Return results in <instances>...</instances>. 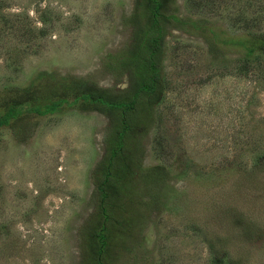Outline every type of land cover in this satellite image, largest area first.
<instances>
[{
    "label": "rangeland",
    "instance_id": "1",
    "mask_svg": "<svg viewBox=\"0 0 264 264\" xmlns=\"http://www.w3.org/2000/svg\"><path fill=\"white\" fill-rule=\"evenodd\" d=\"M132 3L0 0V103L41 74L125 88L103 63L129 43ZM176 3L179 16L206 19L222 54L208 56L194 34L165 37L164 88L139 163L165 170L166 202L146 213L134 252L115 264H214L210 246L215 264H264V61L244 60L240 46L245 30L264 31V6ZM18 117L0 125V264H79L107 119L67 104Z\"/></svg>",
    "mask_w": 264,
    "mask_h": 264
},
{
    "label": "trees",
    "instance_id": "2",
    "mask_svg": "<svg viewBox=\"0 0 264 264\" xmlns=\"http://www.w3.org/2000/svg\"><path fill=\"white\" fill-rule=\"evenodd\" d=\"M253 3L257 9L264 6V0ZM237 17L245 22L244 15ZM257 17L260 18H251ZM123 24L130 29L129 43L107 55L103 68L114 79L125 76V88L105 89L79 78L41 74L38 84L14 88L0 103L6 111L0 125L8 119L19 122L23 109L38 115L58 112L62 104L79 113L96 112L107 119L103 156L93 170L96 205L89 221L77 231L79 264H115L134 252L146 213L159 210L166 202L165 170L160 166L144 168L139 163L140 139L154 124L155 106L164 88L165 37L170 31L194 34L202 38L208 56L222 54L208 32L206 19L179 16L176 0H133ZM240 46L244 60L255 55L264 61V31L245 30ZM247 225H241L244 235L249 233ZM209 248L210 261L215 264L216 255Z\"/></svg>",
    "mask_w": 264,
    "mask_h": 264
}]
</instances>
